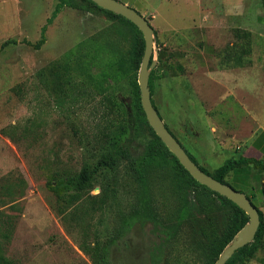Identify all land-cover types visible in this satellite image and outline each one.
<instances>
[{
    "label": "rangeland",
    "instance_id": "1",
    "mask_svg": "<svg viewBox=\"0 0 264 264\" xmlns=\"http://www.w3.org/2000/svg\"><path fill=\"white\" fill-rule=\"evenodd\" d=\"M58 1L0 0V264H96L105 247L112 264H205L208 237L202 227L215 234L221 214L211 205L210 226L197 207L190 218H180L172 165L149 171L158 219L118 234L121 214L135 208L139 185L131 159L115 168L99 161L122 131L128 132L125 145L132 158L143 153L152 133L133 113L130 80L103 81L100 75L109 70L112 53L128 51L132 27L75 0L80 7H63L48 26L45 44L35 48ZM119 1L155 28L152 99L167 127L209 172L239 156L245 129L230 127L245 116L242 103L215 85L209 90L212 84L195 52L206 39L215 53L205 70L232 65L220 51L234 40V30L208 28L205 16L223 19L228 27L249 17L251 27L264 32L257 20L264 14L261 0ZM239 8L242 18L233 15ZM82 41L91 77H77L72 85L56 81L49 68ZM258 44L264 47V40ZM220 94L225 101H219ZM84 165L95 168L96 185L66 206L48 183L75 175ZM227 179L234 185L231 174ZM107 187H114L115 197L105 203ZM262 258L264 247L247 264H262Z\"/></svg>",
    "mask_w": 264,
    "mask_h": 264
},
{
    "label": "trees",
    "instance_id": "2",
    "mask_svg": "<svg viewBox=\"0 0 264 264\" xmlns=\"http://www.w3.org/2000/svg\"><path fill=\"white\" fill-rule=\"evenodd\" d=\"M86 1L99 7L106 13L122 19L132 27L133 35L130 48L126 53L119 51H117L116 54L112 53V56H110L108 61L109 70H104L100 77L103 81H106L110 78L116 80L128 78L130 80L132 85L133 113L135 114L136 120H138L140 124L146 123L152 133V138L150 139L149 143H147L143 153L135 158H132L128 147L125 145V136H127L128 132L126 130L122 131L113 137L112 149L109 150L108 153L103 154L99 161L101 167L109 166L110 168H115L121 164L122 160L131 159V170L133 171V174L139 185L135 208L129 215L124 213L121 214V225L118 229V234L120 235L125 233V231L130 229L134 223L148 221L155 222L158 219L159 212L154 203L149 171L153 166L166 168L172 165L174 168L177 190L179 192L180 218L183 220L190 218V216L193 214L192 210L197 207L202 215L207 216V218L202 219L203 222L210 226L212 222L210 215L211 205L215 204L217 211L221 214L220 226H218L216 232L212 230L215 234H211L212 232L208 233V230L202 227L203 234H207L208 237V243L206 244L205 249L207 254V260L205 264H215L224 248L233 240L239 230L249 222L250 218L248 214L233 201L197 181L180 163L177 157L169 150V148L150 126L142 107L141 91L137 80V71L140 69L145 51V40L140 29L124 16L106 10L98 6L92 0ZM261 2L264 9V0H261ZM58 3L59 4L53 11L51 18H49L47 23L42 27L41 37L37 43L33 45L35 48H41L45 44L47 40L46 32L48 26L53 23L54 19L63 7H80V5H78L75 0H59ZM262 20L264 23V14L262 16ZM234 35L236 38H238V41L235 42L234 45H229L224 49V63H232V65H250L252 63L251 54L253 50L252 31L237 28L234 29ZM6 44L7 42L4 44V46ZM86 46L87 42L82 41L75 47L65 52L60 59L53 62L49 68V71L53 74L56 81H63L65 84L72 85L76 82L77 77H80V79L81 77L85 78V76L91 77L86 66L87 60H85L84 49ZM153 59L154 54L151 61H153ZM40 76H43L42 72L40 73ZM154 78L155 73L152 71L149 80L151 92L153 91ZM121 105L124 107L123 104ZM173 135L175 136L174 133ZM190 156L195 162H197V160L191 154ZM200 166L207 173H210L218 180L231 186L233 185L228 181V175H230L233 171L246 166L257 168L264 175L263 159L246 158L241 154L239 156H232L231 158L227 159L214 172H209L205 167L202 165ZM96 174L97 172L95 168L84 165L77 174L61 178L56 176L52 181H49L48 185L53 190V192L56 193L58 199L64 201V203L67 204L66 206H68L81 200L94 188L96 185ZM65 189L71 190L72 192L66 195L64 191ZM103 193L105 203H108L109 200L114 199L115 197L114 187H107V190L103 191ZM191 195H193L194 199L190 197ZM262 195L264 202V186L262 188ZM66 196H68V198ZM253 204L256 205L254 202ZM256 206L259 208L261 224L255 239L237 250L225 264H247L251 259L256 257L257 253L262 249V247H264V212L260 209V206ZM101 259L102 260L100 261L99 257L98 261H95L96 264H112L107 247H105L103 250ZM261 262L264 264V258L261 259Z\"/></svg>",
    "mask_w": 264,
    "mask_h": 264
},
{
    "label": "crops",
    "instance_id": "3",
    "mask_svg": "<svg viewBox=\"0 0 264 264\" xmlns=\"http://www.w3.org/2000/svg\"><path fill=\"white\" fill-rule=\"evenodd\" d=\"M244 10V9H243ZM242 8H239L235 16L242 18ZM228 18L232 13H228ZM247 14V13H246ZM205 16V24L208 28H217L225 30L242 29L252 31L253 33V50L251 54L252 63L250 65H229L224 68H207V60L213 56L215 51L213 47L205 44L198 54L200 65L203 66V74L212 84L209 90L213 89V85L220 90L226 92V98H233L236 102L242 103L245 116L242 117L240 124L237 127H230L232 129H245V135L240 141L241 155L246 158L263 159L264 160V47L258 46L259 41L264 40V32L257 28H252V23H249V17H245L236 27H228V24L223 23V19L215 17ZM263 13L257 15V20L263 24ZM244 17V16H243ZM224 18H227L224 15ZM221 21V22H219ZM259 28V27H258ZM238 41V38L234 35V40L231 41L226 48L230 45H234ZM208 42V41H207ZM222 56L224 50L222 49ZM207 56V57H206ZM205 84H201L200 88H205ZM221 93V94H223ZM219 97V101H225L224 98ZM218 96L219 93L217 92ZM222 124L217 128H222ZM227 127V126H226ZM231 178L234 183V187L244 192L251 198L256 205L260 206V209L264 208L262 188L264 186V175L261 171H257L252 166H246L244 168L235 170L231 173ZM263 211V210H262ZM264 212V211H263Z\"/></svg>",
    "mask_w": 264,
    "mask_h": 264
},
{
    "label": "water",
    "instance_id": "4",
    "mask_svg": "<svg viewBox=\"0 0 264 264\" xmlns=\"http://www.w3.org/2000/svg\"><path fill=\"white\" fill-rule=\"evenodd\" d=\"M98 6L124 16L133 22L143 33L145 40V51L142 58L138 83L141 91V102L147 120L156 134L161 138L169 150L177 157L180 163L190 174L201 184L211 190L227 197L249 216V222L239 230L233 240L224 248L215 264H225L234 253L255 239L261 224L259 208L253 204L251 199L242 191L224 183L207 173L195 162L181 142L173 135L163 121L158 109L152 99V92L149 84L150 69L155 65L152 56L155 51V28L149 20L130 5L119 0H92Z\"/></svg>",
    "mask_w": 264,
    "mask_h": 264
}]
</instances>
